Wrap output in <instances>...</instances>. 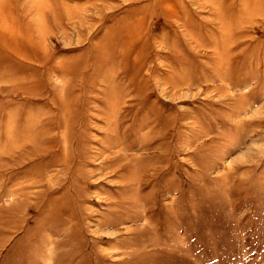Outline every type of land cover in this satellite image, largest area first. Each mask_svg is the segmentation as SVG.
Here are the masks:
<instances>
[{"label": "rangeland", "instance_id": "1", "mask_svg": "<svg viewBox=\"0 0 264 264\" xmlns=\"http://www.w3.org/2000/svg\"><path fill=\"white\" fill-rule=\"evenodd\" d=\"M0 264H264V0H0Z\"/></svg>", "mask_w": 264, "mask_h": 264}]
</instances>
